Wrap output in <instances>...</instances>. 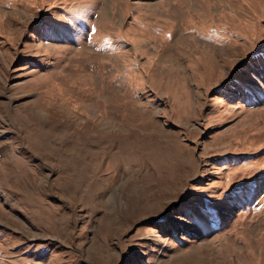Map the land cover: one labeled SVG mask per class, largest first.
Wrapping results in <instances>:
<instances>
[{"label":"rangeland","instance_id":"rangeland-1","mask_svg":"<svg viewBox=\"0 0 264 264\" xmlns=\"http://www.w3.org/2000/svg\"><path fill=\"white\" fill-rule=\"evenodd\" d=\"M0 264H264V0H0Z\"/></svg>","mask_w":264,"mask_h":264}]
</instances>
